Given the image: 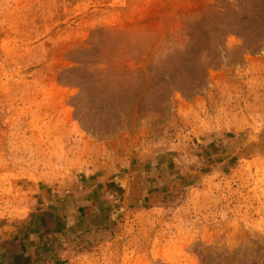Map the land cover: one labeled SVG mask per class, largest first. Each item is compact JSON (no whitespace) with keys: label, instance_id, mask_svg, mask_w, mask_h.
I'll use <instances>...</instances> for the list:
<instances>
[{"label":"rangeland","instance_id":"1","mask_svg":"<svg viewBox=\"0 0 264 264\" xmlns=\"http://www.w3.org/2000/svg\"><path fill=\"white\" fill-rule=\"evenodd\" d=\"M14 236L38 264H264V0H0Z\"/></svg>","mask_w":264,"mask_h":264},{"label":"trees","instance_id":"2","mask_svg":"<svg viewBox=\"0 0 264 264\" xmlns=\"http://www.w3.org/2000/svg\"><path fill=\"white\" fill-rule=\"evenodd\" d=\"M47 212L42 214V224L45 229L44 234H52L53 231L48 228L45 217ZM47 251V245L42 247ZM39 254L30 252L21 237L14 236L11 240L3 241L0 244V264H38L40 262Z\"/></svg>","mask_w":264,"mask_h":264}]
</instances>
